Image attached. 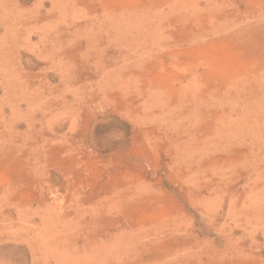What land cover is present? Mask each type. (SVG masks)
Wrapping results in <instances>:
<instances>
[{
  "label": "rangeland",
  "instance_id": "1",
  "mask_svg": "<svg viewBox=\"0 0 264 264\" xmlns=\"http://www.w3.org/2000/svg\"><path fill=\"white\" fill-rule=\"evenodd\" d=\"M0 264H264V0H0Z\"/></svg>",
  "mask_w": 264,
  "mask_h": 264
}]
</instances>
